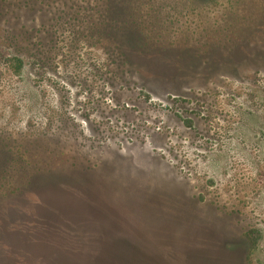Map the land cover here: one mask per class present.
Wrapping results in <instances>:
<instances>
[{
    "label": "rangeland",
    "instance_id": "obj_1",
    "mask_svg": "<svg viewBox=\"0 0 264 264\" xmlns=\"http://www.w3.org/2000/svg\"><path fill=\"white\" fill-rule=\"evenodd\" d=\"M106 2L0 0V264H264V0Z\"/></svg>",
    "mask_w": 264,
    "mask_h": 264
},
{
    "label": "flooded vegetation",
    "instance_id": "obj_2",
    "mask_svg": "<svg viewBox=\"0 0 264 264\" xmlns=\"http://www.w3.org/2000/svg\"><path fill=\"white\" fill-rule=\"evenodd\" d=\"M108 1H109V0H107V2H106V3H108ZM147 53H148V52H147ZM151 53H152V52H151Z\"/></svg>",
    "mask_w": 264,
    "mask_h": 264
}]
</instances>
